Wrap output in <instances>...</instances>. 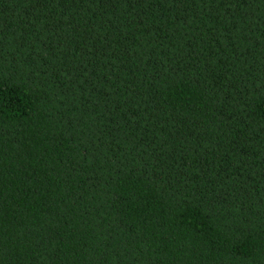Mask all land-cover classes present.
Returning a JSON list of instances; mask_svg holds the SVG:
<instances>
[{
	"label": "trees",
	"instance_id": "trees-1",
	"mask_svg": "<svg viewBox=\"0 0 264 264\" xmlns=\"http://www.w3.org/2000/svg\"><path fill=\"white\" fill-rule=\"evenodd\" d=\"M0 264H264V0H0Z\"/></svg>",
	"mask_w": 264,
	"mask_h": 264
}]
</instances>
